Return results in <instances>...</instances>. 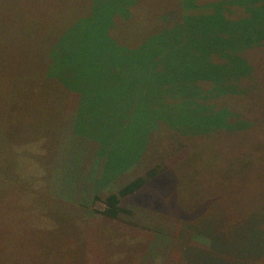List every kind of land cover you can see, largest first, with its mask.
Wrapping results in <instances>:
<instances>
[{"label": "rangeland", "instance_id": "1", "mask_svg": "<svg viewBox=\"0 0 264 264\" xmlns=\"http://www.w3.org/2000/svg\"><path fill=\"white\" fill-rule=\"evenodd\" d=\"M174 1L136 0L129 19L115 20L110 37L132 51L116 58L105 49L103 24L91 16L93 9L109 15L121 1L0 0V264H183L182 251L192 252L183 245V225L196 212L201 220L221 219L224 227L239 221L251 228L241 238L250 257L208 247L198 253L201 262L215 255L220 261L264 263V117L258 134L196 135L191 124L203 117H193L174 99L165 103L148 82L153 78L147 73L164 68L167 75L180 74L202 62L193 44L206 32L203 25H195L196 33L193 22L180 25L178 35L155 27L158 12ZM183 1H176L168 25L208 13L216 2L227 19L244 15L229 0H193L192 8L182 7ZM169 42L177 44L164 51ZM162 43L164 63L161 54L152 58L144 48ZM259 59L264 64V53ZM247 79L234 82L238 91L224 92L221 103L219 96L213 101L233 107ZM69 80L84 95L78 112V101H69L61 83ZM236 106L247 113L259 109L253 91ZM154 111L171 114L180 128L156 119ZM230 111L229 118H237ZM44 153L52 155V166ZM165 163L172 175L165 169L122 197L126 211L115 218L101 214V203H90L97 187L102 195ZM239 237L230 232L229 240L242 247Z\"/></svg>", "mask_w": 264, "mask_h": 264}, {"label": "trees", "instance_id": "2", "mask_svg": "<svg viewBox=\"0 0 264 264\" xmlns=\"http://www.w3.org/2000/svg\"><path fill=\"white\" fill-rule=\"evenodd\" d=\"M113 1H121V6L116 5L114 8L115 10L113 9L114 11L112 10L109 15V11L101 12L93 9L94 18L91 16V21H97L103 24V37L105 44L107 45L105 46V49L111 51V53L118 58L125 54H129L130 52L132 53L129 48L130 44H117V42L110 37V31L115 26H113L115 20L130 18L129 16L134 12L133 6L138 4V2H135L136 0ZM176 1L177 0H175L172 5H168L166 11L158 12L160 18L157 17V22H159V25L155 27L158 29L160 26L162 28H169L170 30L173 29V32L171 33H176L178 35L180 32V25H186V28L188 26L193 27L191 24V22H193L194 27L192 32L194 33H196V24L203 25L206 32L204 31V35L200 37V41L197 43L194 42L193 44V50H197L198 48V52L201 54L203 53L201 59L202 62L195 65L196 69H187L189 71L181 72L180 74L171 70L170 74L167 75L164 68H161L156 73H147L149 78H153V81L148 82L153 83L155 85L154 87L160 89L159 94L162 95L165 103H167L168 100L174 99L177 102H181L184 108L187 107L189 110L194 111L195 114L192 115L193 117H203V119H200L199 121L192 122L191 126L194 127V130L190 132L193 134L206 135L209 132L212 133L220 130L228 132L234 138H241L252 131H255L258 134L259 131L257 130V126L259 125V119H261V116L264 117V64L262 60L259 59V56L264 53V0H229V3L231 2L242 8L244 15L239 16L238 18H225L221 12L223 9L222 2H216L212 3V9L208 13H197L200 15L196 17L194 16L195 13H192L183 18L181 22L177 23L176 21L175 24L168 25V19L175 14V9L179 5L178 2V5H175ZM181 4L182 7L185 8H192L195 6L193 0H184ZM114 15H117V17L111 20V17ZM99 18H103V21H99ZM176 44L177 43H173L170 45L169 42L168 47L164 43L163 45L165 46L160 44V46L155 48H152L151 46H145L144 48L150 50L149 56L152 58L161 54L163 57L162 62L164 63L165 53H163V49L167 47L164 51L170 50ZM189 45H191V43ZM189 45H182L181 49H184L182 51L187 53L185 50L189 48ZM94 46L96 45L94 44L93 48ZM97 50H99V48L96 46V51ZM188 52L190 51L188 50ZM247 57L253 59L252 64L245 59ZM114 60L115 59H111V62ZM119 62H121L120 59H118V63ZM172 65L173 64H170V66ZM192 66H194V64ZM173 68L176 69L177 67ZM189 76L192 78H189ZM155 77H158L157 82L155 81ZM241 77H249V80L247 79L249 85H246L247 88H244L245 85H243L240 91L243 94L242 97L246 92L253 91L259 106L258 111L255 113L244 112L241 108L236 106L242 97L233 100L235 102L233 107L231 105L219 104L213 101L216 99V96H219L217 99H219V102L221 103V99L225 97L223 96L224 92L236 93L238 91L237 89L235 92L233 91L237 86L234 82H237ZM256 77L257 80L259 78V82L255 81ZM58 79L61 80V77ZM143 82H145V80ZM61 83L68 92L69 101L70 99L78 101L77 112L80 111V103L81 101H85L81 89L75 86L71 80ZM206 83L211 84L210 88L205 91L201 90L200 85ZM230 110L236 112L237 118L234 117L232 118L233 120L229 118L233 115ZM172 117L171 114L166 112L165 114L155 112V118L158 120L161 119V121L173 130L175 128H180V122ZM173 138L176 137L173 136ZM259 139H261V136H259ZM41 152L42 151H40V156ZM40 156L38 158H40ZM139 156L141 155L139 154ZM44 158L48 161L50 166H52V155L47 153L44 155ZM166 158L170 157L168 156ZM130 166L131 165L124 167L116 175L125 172ZM167 166L168 164L166 163L164 164V167L155 165L144 171L142 175H137L120 185L117 189L115 188L116 190H110L107 188L108 190L102 195H99V193L103 192H100L99 187H97L98 190L96 192L98 194L94 192L91 195L90 203H101V214L109 218H115L120 212L126 211L120 206V199L137 193L149 183V180L152 181L157 178L155 176L158 174H163V170H165ZM166 170L171 176L172 173L170 169ZM101 180L103 181V179ZM163 186L164 185L160 184V187ZM197 215V212L196 214H192L191 220L187 223L184 222L183 225L182 233L186 235V240L183 242V245H185V248H191L193 252L188 251L189 254L185 255L182 251L183 259L181 262H183V264H255L242 260V257L240 258L242 261L234 260L233 258L229 259L230 261H220L215 258V255H212L201 262L199 260L200 254L198 253L203 252L201 249H207L208 247L219 253L227 252L231 253V255H241L245 256V259L250 257L249 253L245 250L246 246H243L241 242L243 239L242 237L245 235L243 230L246 229L248 232L251 228L250 226H247L246 223L244 226H241V223L237 225L239 221H235L229 226L224 227L225 224L223 225L221 219L217 220L212 216H206L201 220L202 216L196 217ZM198 219L200 221H198ZM207 223H209V225H205ZM199 224H204V226ZM235 225L237 226L235 227ZM230 232H233L236 237L240 236V241L238 240V243H240L242 247H239L233 239L229 240ZM183 245L182 247H184ZM199 245H203L205 248L198 247ZM252 256H254V254Z\"/></svg>", "mask_w": 264, "mask_h": 264}]
</instances>
